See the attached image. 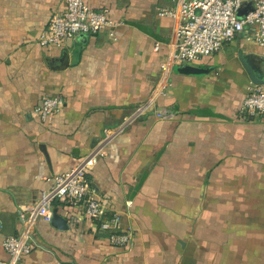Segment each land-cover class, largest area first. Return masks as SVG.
Segmentation results:
<instances>
[{
    "label": "crops",
    "instance_id": "crops-1",
    "mask_svg": "<svg viewBox=\"0 0 264 264\" xmlns=\"http://www.w3.org/2000/svg\"><path fill=\"white\" fill-rule=\"evenodd\" d=\"M64 1L0 0V238L17 235L22 207L149 97L173 41V20L158 13L176 0H83L121 24L42 48ZM240 54L264 72V48L245 33L191 64L200 75L175 65L157 99L173 116L133 122L91 164L90 187L132 231L129 246L108 244L82 209L56 199L67 230L39 218L14 264H264V114H239L251 86ZM50 95L65 103L43 123L34 108Z\"/></svg>",
    "mask_w": 264,
    "mask_h": 264
},
{
    "label": "built area",
    "instance_id": "built-area-1",
    "mask_svg": "<svg viewBox=\"0 0 264 264\" xmlns=\"http://www.w3.org/2000/svg\"><path fill=\"white\" fill-rule=\"evenodd\" d=\"M63 3L64 8L51 15L47 27L40 33L39 45L42 48L60 47L66 39L78 35H95L104 30L111 34L121 24L105 11L92 9L83 0H65ZM246 5L249 8L239 16L238 11ZM158 14L173 20L174 37L167 54L160 61V76L155 90L117 125L103 129L97 143L78 159L75 166L66 173L55 175L42 199L22 207L19 233L0 238V246L10 258L0 261V264H14L31 252L34 224L39 218L51 221L52 203L56 199L63 201L68 208L82 209L83 214L95 221L99 230L105 233L108 244L116 248L129 246L133 239L132 231L121 228L119 214H107L104 199L90 187L87 174L93 161L106 157L117 137L140 118L150 114L162 119L173 116L172 111L157 104V99L170 85L175 65H191L215 55L226 43L244 33L258 47L264 48V0H176L172 9ZM248 90L239 114L245 117L264 114V85L251 84ZM64 103L60 95L45 96L35 106L34 113L45 123L64 107Z\"/></svg>",
    "mask_w": 264,
    "mask_h": 264
},
{
    "label": "water",
    "instance_id": "water-1",
    "mask_svg": "<svg viewBox=\"0 0 264 264\" xmlns=\"http://www.w3.org/2000/svg\"><path fill=\"white\" fill-rule=\"evenodd\" d=\"M249 8V5H246L245 7L241 8L238 11V15L241 16L246 12V10ZM240 63L244 69V71L247 74V77L252 85H264V72L254 66L250 63L248 60V57L245 55L240 54L239 55ZM179 72L189 75H200L205 72L203 68L193 66V65H184L180 69H178ZM51 225L58 229H66L67 230V222L66 219L56 212L55 209L52 210L51 213Z\"/></svg>",
    "mask_w": 264,
    "mask_h": 264
}]
</instances>
